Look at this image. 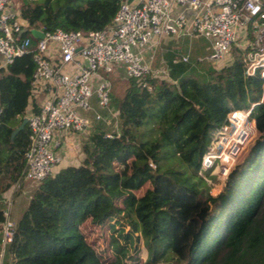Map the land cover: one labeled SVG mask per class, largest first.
<instances>
[{
	"label": "trees",
	"instance_id": "16d2710c",
	"mask_svg": "<svg viewBox=\"0 0 264 264\" xmlns=\"http://www.w3.org/2000/svg\"><path fill=\"white\" fill-rule=\"evenodd\" d=\"M121 1L21 0L18 13L27 26L87 32L106 28ZM160 55L166 76L126 78L119 97L109 98L113 115L90 98L81 161L34 186L14 221L4 264H264L263 79L244 76L234 46L231 62L218 68L198 55ZM32 70L30 54L0 70V194L13 186L11 198L23 189L26 124L11 141L9 134L28 108L37 110ZM251 103L253 137L212 195L201 158L227 114ZM3 220L0 209V237ZM84 222L107 226L110 259L101 260L85 241Z\"/></svg>",
	"mask_w": 264,
	"mask_h": 264
},
{
	"label": "built area",
	"instance_id": "2783aa9c",
	"mask_svg": "<svg viewBox=\"0 0 264 264\" xmlns=\"http://www.w3.org/2000/svg\"><path fill=\"white\" fill-rule=\"evenodd\" d=\"M179 8L188 10V15ZM32 30L40 31L41 36L33 37ZM182 35L206 39L208 53L197 60L215 68L229 64L231 47H238L244 76L262 78L264 90V0H124L106 28L87 32L27 26L12 0H0V70L14 58L30 54L31 96L42 94L37 110L28 108L24 116L28 132L22 180L35 186L57 170L61 157L54 150L59 147L55 137L88 132L92 118L84 113L93 95L97 108L113 115L109 83L102 74L116 71L135 80L148 74L166 76L165 69L151 67L152 55L145 52L150 53L160 38ZM186 59V55L181 56L182 61ZM262 98L261 94L258 101ZM254 104L227 114L201 158V169L215 167L223 181L248 135V127L253 128L248 115ZM99 118V114L94 115V119ZM12 192L13 186L1 195L7 205ZM2 212L0 256L14 227L8 208Z\"/></svg>",
	"mask_w": 264,
	"mask_h": 264
},
{
	"label": "rangeland",
	"instance_id": "374dc122",
	"mask_svg": "<svg viewBox=\"0 0 264 264\" xmlns=\"http://www.w3.org/2000/svg\"><path fill=\"white\" fill-rule=\"evenodd\" d=\"M21 0H12V4L14 7H19ZM44 0H32L33 3L41 5ZM39 21L43 20L42 15H39ZM170 40L167 44H161L159 51H155L158 53L157 56V62L155 63V66H152L153 69H159L163 70L162 68L163 63L160 61V54H163L166 51H162L163 49H167L170 51H173V53L176 54V58H178L179 55L186 54L190 57L198 55V56H204L208 53V43L206 39L199 37V36H183L178 37L176 39L169 37ZM153 55V54H152ZM152 62V57H151ZM102 76L107 80L109 83L110 91V99L113 97H119L120 91L123 88V85L126 83V78L121 73L111 72L108 74H102ZM94 96V95H93ZM92 96V97H93ZM42 94L37 96V99H41ZM111 102V101H110ZM89 111H87L85 114L87 115ZM91 117V116H90ZM248 135L242 144V146L239 149L238 154L240 153L241 149L244 147V145L253 137V128L250 125L247 129ZM236 155V157L238 156ZM236 157L233 161V163L236 160ZM233 163L230 165V167L233 165ZM229 167V169H230ZM215 169V167H214ZM210 169L209 175L205 176L206 183L209 186L210 194L214 195L217 193L219 188L221 187L222 181L218 179V175L216 173V170ZM228 169V171H229ZM22 185L24 188V193L19 192L15 196H12L10 199L11 201L7 205L3 198L1 197L2 193L0 194V209L3 210L5 207L8 208V215L10 219L16 220L20 217L22 214V211L24 210L27 201L30 197L31 191L34 188L33 185H29L27 182L22 180ZM81 232L83 236L85 237V241L90 244L93 249L95 250L96 254L99 256L101 260H108L112 257V250L110 246V240H109V233L108 228L106 225L94 227L89 222H84L81 225ZM139 252L138 256L142 260L145 258V248L142 246V243L139 242ZM0 256V264L5 263V259L7 258L6 253L3 251ZM162 264H174L172 261L168 260L167 262H162Z\"/></svg>",
	"mask_w": 264,
	"mask_h": 264
},
{
	"label": "crops",
	"instance_id": "0c3cea01",
	"mask_svg": "<svg viewBox=\"0 0 264 264\" xmlns=\"http://www.w3.org/2000/svg\"><path fill=\"white\" fill-rule=\"evenodd\" d=\"M132 1V0H130ZM202 1H208V0H202ZM178 11H182L183 13L188 15V10H185V8H179ZM184 35L180 36L183 37ZM179 37V38H180ZM172 39V38H171ZM169 37H163L158 40V43L155 45V47H152V51L149 53L146 51V55H152L155 53V51H159V48L161 47V44H167L169 42ZM162 51H167V49H163ZM208 51V48H207ZM154 55V54H153ZM150 64L152 66H155V62L153 60V63L151 62V58H149ZM160 61L163 62L164 59L160 57ZM165 62V61H164ZM151 66V67H152ZM116 72V71H115ZM118 73V72H116ZM120 73V72H119ZM60 135V136H59ZM56 135L55 138H57L59 147L55 148V152L61 157V163L56 167V169L67 166V165H77L81 161V153L79 149V141L81 138H83L81 135H76L72 133H67L65 136H62L61 134ZM22 193H24V188L21 190ZM13 220V219H12ZM15 220H13L14 222Z\"/></svg>",
	"mask_w": 264,
	"mask_h": 264
},
{
	"label": "water",
	"instance_id": "95a60500",
	"mask_svg": "<svg viewBox=\"0 0 264 264\" xmlns=\"http://www.w3.org/2000/svg\"><path fill=\"white\" fill-rule=\"evenodd\" d=\"M30 33H31V35L33 37H36V38L41 36V32L38 31V30H32ZM25 124H26V117L23 116L21 118L20 122L14 128H12V130H11V132L9 134V140L10 141L13 139V137L15 136V134L18 131H20V130L23 129V127H24Z\"/></svg>",
	"mask_w": 264,
	"mask_h": 264
}]
</instances>
